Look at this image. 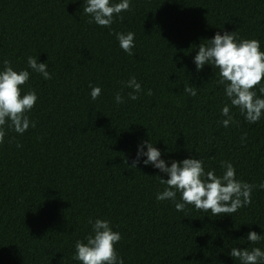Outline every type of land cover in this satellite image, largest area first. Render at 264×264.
Wrapping results in <instances>:
<instances>
[{"label": "trees", "instance_id": "trees-1", "mask_svg": "<svg viewBox=\"0 0 264 264\" xmlns=\"http://www.w3.org/2000/svg\"><path fill=\"white\" fill-rule=\"evenodd\" d=\"M84 3L0 0V71L5 60L28 70L21 94L38 97L26 113L35 127L22 135L6 127L0 144V264H81L75 244L92 234L89 219L120 233L115 248L124 264H241L232 248L264 251V239L247 241L251 231L264 236V190L255 187L252 203L231 215L194 205L178 212L173 201L156 199L166 174L145 166L146 157L131 168L151 140L168 167L195 158L219 177L229 162L237 180L264 183V114L247 122L231 107L218 69L197 72L194 63L217 32L258 40L264 52V0H131L110 28L89 23ZM117 32L135 34L132 56L110 34ZM29 56L47 63L50 80L28 68ZM133 76L142 89L135 101L126 87ZM89 85L102 90L95 101ZM192 86L196 96L184 92ZM225 104L234 120L228 127Z\"/></svg>", "mask_w": 264, "mask_h": 264}, {"label": "clouds", "instance_id": "clouds-1", "mask_svg": "<svg viewBox=\"0 0 264 264\" xmlns=\"http://www.w3.org/2000/svg\"><path fill=\"white\" fill-rule=\"evenodd\" d=\"M130 5L131 0H119L118 3H112L111 0H86L83 4V13L91 17L89 23L110 28L114 16L123 19L120 14L130 11ZM110 34L115 35L120 48L125 53L129 56L133 55L134 33ZM260 48L258 40L243 39L237 42L236 32L231 34L224 32L223 35L217 32L213 39L199 45L198 53L194 57L197 72L205 65L218 69V83L225 86L224 92L230 100L231 107L238 108L240 114L250 124L260 121L264 114V98H259L254 91L260 86L259 92L264 95V86H261L264 83V52ZM3 63L4 70L0 71V144L4 143L6 127L20 135L30 126L35 127V123L30 121L26 113L34 108L38 99L34 90L21 94V86L28 82L30 72L13 70L10 61L5 60ZM27 65L33 72L41 74L44 79H51L47 71V63H38L35 57L29 56ZM89 87L92 89L90 93L92 100H97L101 95V88L91 85ZM126 87L132 89L129 99L137 100L142 89L134 76L127 81ZM184 92L191 96L197 94L196 87L193 86L185 87ZM147 95L151 96L152 91L149 90ZM115 100L117 104L124 102L121 93L116 94ZM230 112V106L225 104L221 110V115L226 117L222 121L224 127L234 122ZM245 139L246 134L241 137L242 142ZM17 147L21 145L17 143ZM145 148L147 151H144ZM141 157H146L143 161L145 166L151 164L167 175V180L157 176L160 183L166 187L162 193H157L156 199L173 201L178 212L184 211L186 205H194L196 210L210 211L213 216L231 215L252 203L251 193L255 187L264 190V183L257 186L237 180L235 168L229 162L222 163L224 172L219 177L214 171L205 172L204 162L195 158L180 162L172 161L171 166L168 167L160 158L161 152L151 140L139 146L131 168L137 167ZM177 193L180 194L182 202H176ZM88 223L92 225V234L85 238L86 243L81 240L76 241L73 259L81 264H124L115 248L121 240L120 233L113 231L107 220L96 219L93 222L89 219ZM262 239L264 236L254 231L247 234V241L252 244ZM230 256L238 259L241 264H260L264 261V251L259 247L244 250L234 247Z\"/></svg>", "mask_w": 264, "mask_h": 264}]
</instances>
